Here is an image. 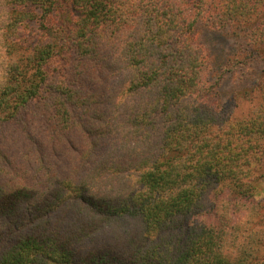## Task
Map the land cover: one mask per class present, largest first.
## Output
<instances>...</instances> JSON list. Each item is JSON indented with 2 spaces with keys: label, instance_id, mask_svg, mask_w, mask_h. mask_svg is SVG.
Wrapping results in <instances>:
<instances>
[{
  "label": "trees",
  "instance_id": "1",
  "mask_svg": "<svg viewBox=\"0 0 264 264\" xmlns=\"http://www.w3.org/2000/svg\"><path fill=\"white\" fill-rule=\"evenodd\" d=\"M263 177L264 0H0V264H264Z\"/></svg>",
  "mask_w": 264,
  "mask_h": 264
},
{
  "label": "rangeland",
  "instance_id": "2",
  "mask_svg": "<svg viewBox=\"0 0 264 264\" xmlns=\"http://www.w3.org/2000/svg\"><path fill=\"white\" fill-rule=\"evenodd\" d=\"M215 37L219 39V42H223V50L218 51L217 57H225V55L229 52V50L232 49V41L231 39L227 38L225 36V33H219ZM234 77V78H232ZM241 84V83H240ZM239 82H237V79L235 76L229 77L228 75L225 76V79L221 81L219 85L215 86L214 96L212 97V100L215 101L217 104L216 106H220L219 101H218V93L221 94L222 96V102L223 104H231L234 107V113L236 114H243L247 111V103L242 101L240 97V93L238 91ZM218 101V102H217ZM231 106V108H232ZM260 191H258V194L256 197L258 199H263L264 200V177L261 178L260 180V185H259Z\"/></svg>",
  "mask_w": 264,
  "mask_h": 264
}]
</instances>
